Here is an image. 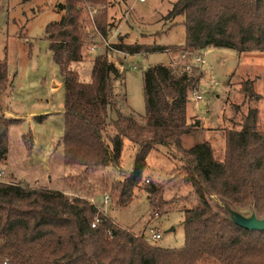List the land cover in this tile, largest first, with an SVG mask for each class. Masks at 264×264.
Segmentation results:
<instances>
[{"label":"trees","instance_id":"obj_1","mask_svg":"<svg viewBox=\"0 0 264 264\" xmlns=\"http://www.w3.org/2000/svg\"><path fill=\"white\" fill-rule=\"evenodd\" d=\"M79 1L65 0L62 17L45 27L63 88V164L87 169L117 167L123 139L129 140L137 146L136 154L117 188L120 203L127 204L147 167L148 154L157 145H174L181 153L183 180L198 204L183 209L184 246L164 249L117 227L85 198L0 180V264H197L207 260L264 264V232L234 224L216 212L207 198L208 193H215L240 206L253 201L257 213L264 215V124L259 125L257 110L248 107L240 116L239 129L226 130L221 160L215 158L207 141L185 149L180 139L194 127L186 114L191 80L169 65L155 64L143 72V116L137 120L117 110L109 121L110 78L117 74L116 67L105 54H97L86 81L71 67L90 39L80 19ZM167 16L183 17L182 45L114 48L128 54L208 46L264 51V0H176ZM98 31L105 34L99 23ZM8 82V66L2 58L0 93ZM249 88L243 82L241 89ZM15 120L0 115V164L6 162L8 126ZM96 214L99 222L92 227Z\"/></svg>","mask_w":264,"mask_h":264},{"label":"rangeland","instance_id":"obj_2","mask_svg":"<svg viewBox=\"0 0 264 264\" xmlns=\"http://www.w3.org/2000/svg\"><path fill=\"white\" fill-rule=\"evenodd\" d=\"M175 1L78 2L83 29L92 35L94 25L98 29L99 23L105 30L101 35L110 48L103 47L99 38L96 43L85 40L81 58L73 61L71 67L83 81L90 78L93 58L97 54H105L116 67L117 74L110 78L112 104L108 110L109 121L115 118L117 110L139 120L145 109L143 72L151 65L170 63L168 54L161 50L128 54L114 45L167 48L182 45L185 39L183 17L167 16ZM64 5L65 0H0V59H6L11 81V87L0 93V113L6 110L16 119L8 126V170L0 164V169H4L0 180L85 198L99 214L109 217L117 227L135 236L142 235L147 243L164 249L182 248L183 209L197 206L198 200L183 180L181 153L174 145H157L148 154L147 167L127 204L120 203L117 188L123 184L136 154L137 146L129 140L123 139L117 167L87 169L63 164V116L59 112L63 107V90L53 92L51 88L53 79L61 80V77L47 48L44 32L48 23L62 17ZM89 7L97 9L94 21L88 16ZM91 45L95 46L94 50H90ZM204 51V70L192 71L195 85L202 91V99L196 101L187 92V111L190 114L193 107L206 112L212 121L218 117L220 124L212 129L215 131L212 150L215 158L221 160L226 130L239 129L240 116L248 107L257 110L259 125L264 124V51H241L225 46H208ZM245 81L249 83V90L241 89ZM52 87L58 86L52 84ZM42 111H48L49 115L37 116L28 124L29 114ZM189 122L195 124L197 121L190 118ZM30 131L34 139L27 150L26 146L32 140ZM197 138L184 137L182 145L190 147ZM105 194L109 197L107 203L103 202ZM154 212H158V216H153ZM149 228L158 231L161 238L146 239L149 238ZM197 264L217 263L207 260Z\"/></svg>","mask_w":264,"mask_h":264},{"label":"built area","instance_id":"obj_3","mask_svg":"<svg viewBox=\"0 0 264 264\" xmlns=\"http://www.w3.org/2000/svg\"><path fill=\"white\" fill-rule=\"evenodd\" d=\"M141 1V0H140ZM97 14V9L95 7H89L88 8V16L89 18L94 21V16ZM94 31L95 33L90 35L89 42L96 43L97 39H101L103 42V47L107 46V43L104 39V37L101 35V33L98 31V29L94 25ZM110 48V47H109ZM95 46L91 45L90 50H94ZM164 52L168 54L169 58V66L172 68L173 72L178 74H185L189 77V79L192 81V84L190 85L188 92L192 99L199 101L202 99V91L199 89V87H196L195 85V79H193L192 71L194 69L198 70H204L203 66L206 64V56L205 51L202 48H197L193 51H176L172 52L169 49H165ZM135 67V66H134ZM194 80V81H193ZM216 85L217 82H214ZM3 174L2 171H0V175ZM109 197L105 194L103 196V202L107 203ZM158 212H154L153 216H158ZM99 222V218L95 217L93 222L91 223V226L94 227ZM161 238V234L156 231L153 228H149V238L146 239H159Z\"/></svg>","mask_w":264,"mask_h":264},{"label":"crops","instance_id":"obj_4","mask_svg":"<svg viewBox=\"0 0 264 264\" xmlns=\"http://www.w3.org/2000/svg\"><path fill=\"white\" fill-rule=\"evenodd\" d=\"M27 1H30V0H27ZM44 36L46 37L45 32H44ZM47 43H48V40H47ZM47 48H48V45H47ZM51 55H52V52H51ZM53 81H55V82H53ZM53 81L51 82V88H52L53 92L57 91L59 89L63 90L62 81L61 80H59L57 78H54ZM56 83L58 84V87H56ZM52 84H53L54 87H56L55 89L52 87ZM8 86L11 87V81L8 82L7 87ZM216 94H217V96H219L218 92ZM191 108H192V112L190 114H188L187 104H186V114H187L188 121H190V118H194V120L197 121V122L194 124L193 129L188 134H185V135H183L181 137V139H180L181 146L183 148H185V149L189 148V147H187V148L184 147L182 145V142H183V138L184 137H188L189 135H191V137L198 136L196 142L193 145L201 143L203 141H207L212 147L213 142H214V136H215L214 135L215 131L212 130V129L217 128L219 126L220 123H219L218 117L215 118V121H212V119L208 117L206 112H205L206 113L205 114L204 112L198 111V108H193V107H191ZM1 111L2 112L0 113V115L1 114H5V115L9 114L6 117L9 116V118L15 119L14 117H11L10 112H8L6 110L5 111L1 110ZM59 112L63 116V107H62V110H60ZM48 115H49L48 111H42V112H40V114L31 113V114H29L27 116V118H29L27 122H28V124H30V122H31L30 120H32L33 118H35L37 116H40L41 118H44V117H47ZM16 118H19V117L16 116ZM210 122H212V123H210ZM30 133H31L30 137H31L32 140L29 139L30 142L28 143V146H26L27 150H30L31 146L33 145L34 134L32 133V131H30ZM205 134L207 135V137L205 136ZM23 139H25L24 136H23ZM61 150H62V146H61ZM7 163H8V160L6 159V162L3 164V168L5 167L7 169V167H6ZM0 171L4 172V169H0Z\"/></svg>","mask_w":264,"mask_h":264},{"label":"water","instance_id":"obj_5","mask_svg":"<svg viewBox=\"0 0 264 264\" xmlns=\"http://www.w3.org/2000/svg\"><path fill=\"white\" fill-rule=\"evenodd\" d=\"M207 198L216 212L234 224L250 231L264 232V215L257 213L253 201L240 206L215 193H208Z\"/></svg>","mask_w":264,"mask_h":264}]
</instances>
